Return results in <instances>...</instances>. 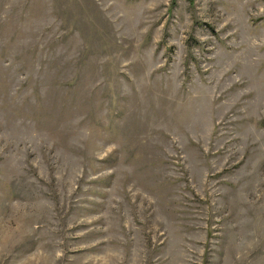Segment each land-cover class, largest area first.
Returning <instances> with one entry per match:
<instances>
[{"label": "rangeland", "instance_id": "obj_1", "mask_svg": "<svg viewBox=\"0 0 264 264\" xmlns=\"http://www.w3.org/2000/svg\"><path fill=\"white\" fill-rule=\"evenodd\" d=\"M0 264H264V0H0Z\"/></svg>", "mask_w": 264, "mask_h": 264}]
</instances>
